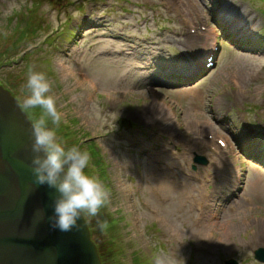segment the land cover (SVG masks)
<instances>
[{
    "label": "rangeland",
    "instance_id": "obj_1",
    "mask_svg": "<svg viewBox=\"0 0 264 264\" xmlns=\"http://www.w3.org/2000/svg\"><path fill=\"white\" fill-rule=\"evenodd\" d=\"M201 37L204 76L187 46ZM29 69L54 82L58 140L111 192L94 217L116 220L105 264H264V0H0V80L22 105Z\"/></svg>",
    "mask_w": 264,
    "mask_h": 264
},
{
    "label": "water",
    "instance_id": "obj_2",
    "mask_svg": "<svg viewBox=\"0 0 264 264\" xmlns=\"http://www.w3.org/2000/svg\"><path fill=\"white\" fill-rule=\"evenodd\" d=\"M205 59L201 75L213 67ZM32 121L11 91L0 85V264H102L84 214L78 228L61 232L51 227L53 200L58 195L37 185L31 171ZM121 128L132 126L119 118ZM195 163L206 164L202 156ZM264 263V248L254 251ZM225 264H238L228 259Z\"/></svg>",
    "mask_w": 264,
    "mask_h": 264
},
{
    "label": "clouds",
    "instance_id": "obj_3",
    "mask_svg": "<svg viewBox=\"0 0 264 264\" xmlns=\"http://www.w3.org/2000/svg\"><path fill=\"white\" fill-rule=\"evenodd\" d=\"M53 81L46 74L33 69L28 71L26 87L30 95L22 107H40L43 113L30 129L34 153L31 171L37 185H47L58 195L53 200L51 227L61 232L78 228L83 214L98 217L102 207L110 203L111 192L96 176L86 173L91 156L79 146L65 147L57 137L56 128L60 125L63 113L57 108V97L52 94ZM49 120L52 127H49ZM101 230L107 228L106 220H97ZM154 264H178L168 254L155 257Z\"/></svg>",
    "mask_w": 264,
    "mask_h": 264
},
{
    "label": "trees",
    "instance_id": "obj_4",
    "mask_svg": "<svg viewBox=\"0 0 264 264\" xmlns=\"http://www.w3.org/2000/svg\"><path fill=\"white\" fill-rule=\"evenodd\" d=\"M34 29H35V27H33V28L26 27L25 32H21L20 33L21 34L20 37H23L29 31H34ZM11 93L13 95H15L13 92H11ZM20 105H21V108L27 113V115L30 118V120L32 121V123L36 122L39 119L37 114L35 113V111L36 112L39 111V112L43 113V109L40 108V107L30 108V111H29V109L23 108L21 103H20ZM56 132H57V134H59L61 136H65L63 138H70L71 137V134L69 133L70 131H68L66 124H60L58 126V128H56ZM71 143L74 144L73 146H79L80 147V142H78L77 140H73ZM92 144H93V141H90L89 144L87 145V148L91 152L93 157L96 158V163H95L96 164V169H98V171H100V174H103V175H101V177H104L105 166L100 161L98 152H97L96 148L94 147V145H92ZM89 171L90 170H87L86 173L91 175L92 172L88 173ZM84 216H85V219H86V221L88 223L89 229L91 231L92 239H93V241L95 242V244H96V246L98 248V252H99V255H100V258H101V262H102V264H105L106 263V259H107V255H106V251L108 250L107 248L112 249L111 246H113V244H114V241H113L114 236H113L112 231L115 228L114 226H115V221L116 220L109 221L107 216H106V214H103V216L101 218H98L99 220H106L107 221L108 226H107V228L105 230L108 231V233H109V235L111 237L110 241H107V245L103 246L98 241L99 238L95 235L96 234V224H97V220L98 219H96L94 217H91V216H88V215H86V213L84 214ZM134 264H141V263H139L137 261Z\"/></svg>",
    "mask_w": 264,
    "mask_h": 264
},
{
    "label": "bare ground",
    "instance_id": "obj_5",
    "mask_svg": "<svg viewBox=\"0 0 264 264\" xmlns=\"http://www.w3.org/2000/svg\"><path fill=\"white\" fill-rule=\"evenodd\" d=\"M236 16V15H235ZM239 18V17H238ZM240 22V21H239ZM238 23V22H237ZM235 25V24H234ZM249 32V31H248ZM247 33V29H245L244 30V32H243V34H246ZM210 35V34H209ZM212 35V34H211ZM204 38L205 37H201V38H199V39H192V41L190 40L188 43H187V46H188V49H189V52H190V57H191V59H193V64H195V66H193V67H197V66H199L198 64L199 63H201L202 62V59L201 58H203L204 60H205V58L207 57H209V55L208 56H206V52H209V53H211V51H212V49H213V45H212V43H210V47L208 46V42H206L208 39H206V41L204 40ZM239 39V38H238ZM204 41H205V43H204ZM187 42V41H186ZM252 49V51H257V52H259V51H261V49H257V48H254V47H252L251 48ZM208 53V54H209ZM187 54V53H186ZM194 55H196V56H194ZM188 57V56H187ZM188 61V60H187ZM163 63H161L160 65H161V67H160V72L161 71H165V66L164 65H162ZM144 67V66H143ZM145 69V68H144ZM65 71V70H64ZM148 71V70H147ZM153 73V72H152ZM153 74H151V76H152ZM150 76V75H149ZM248 78V77H247ZM246 78V79H247ZM234 80H236V79H234ZM150 81V80H149ZM239 82V81H238ZM238 86H240V84L238 83ZM181 95H183V96H185V97H192L193 95H195L194 93H190V92H185V93H182ZM196 97V96H195ZM195 97H193V98H195ZM206 135H207V133H206ZM255 141V140H254ZM264 150V149H263ZM258 158V157H257ZM255 159V158H254ZM256 160V159H255ZM258 161V160H257ZM220 162H222V161H220ZM219 163V161H217L216 162V164H218ZM220 164V163H219ZM258 192H260V188H259V186H255L253 189H252V194L255 196V195H257V193ZM203 193V192H202ZM201 194V193H200ZM205 195V194H204ZM202 199V198H201ZM205 199V198H204ZM231 230V229H230ZM228 231H229V229H228ZM229 232H231V231H229ZM233 232V231H232Z\"/></svg>",
    "mask_w": 264,
    "mask_h": 264
},
{
    "label": "flooded vegetation",
    "instance_id": "obj_6",
    "mask_svg": "<svg viewBox=\"0 0 264 264\" xmlns=\"http://www.w3.org/2000/svg\"><path fill=\"white\" fill-rule=\"evenodd\" d=\"M0 85H2L3 87H5V88H7L6 86H5V84L0 80ZM8 89V88H7Z\"/></svg>",
    "mask_w": 264,
    "mask_h": 264
}]
</instances>
